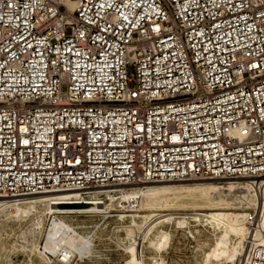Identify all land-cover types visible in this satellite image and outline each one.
<instances>
[{"label": "built area", "instance_id": "2783aa9c", "mask_svg": "<svg viewBox=\"0 0 264 264\" xmlns=\"http://www.w3.org/2000/svg\"><path fill=\"white\" fill-rule=\"evenodd\" d=\"M260 176L264 0H0V198Z\"/></svg>", "mask_w": 264, "mask_h": 264}, {"label": "bare ground", "instance_id": "6f19581e", "mask_svg": "<svg viewBox=\"0 0 264 264\" xmlns=\"http://www.w3.org/2000/svg\"><path fill=\"white\" fill-rule=\"evenodd\" d=\"M245 133V129L240 128L234 132V135L241 140L244 138ZM202 180L226 181L218 185L196 183V181ZM220 186L224 189H220ZM235 189L239 190L238 192L236 191L237 195L233 196L231 194L233 197L228 198V195H230L228 193ZM56 195L53 198H51V195H39L30 199L26 197L25 200L0 198L1 220L14 222L22 214H25V218H32V225L28 232L32 241L27 251L30 264H54V261L49 257L56 258L58 252L62 251L68 257L64 264H70L76 258L80 261L82 258L88 257L91 250V238L83 237L73 229L74 227H79L74 223V220H72V224L69 223L71 220V215L69 214L121 212L120 210L124 208L122 204L132 200L138 201L139 205L138 210L130 215L145 218L156 224H172L179 229L186 228L188 230L190 227L197 225L206 227V231L211 237V243L208 246H206L207 244L205 245L206 250L202 251L198 264H242V260L239 258L244 255L245 240H249L252 237L253 241H256L264 233V176L240 179L218 177L182 181L143 182L126 187V189L119 188L106 191L104 195L105 201L101 207L95 205L96 202L94 201H87L85 205L73 206L74 202L62 200H66L72 195H78L70 193H58ZM51 204H57L55 207L57 215H53L52 221L48 229H46L48 222L47 213L52 209ZM19 205H32V209L25 213L18 207ZM242 206H250L252 210H255L257 230L253 234L248 231V225L245 222L246 213L237 211ZM164 207L179 208L181 212L167 213L160 216L153 213L154 210L159 208L162 210ZM15 208L14 213H11V210ZM190 208H200L206 211L204 213L195 212L192 209L188 211ZM28 212L33 214L29 215ZM117 214L121 215L122 213ZM236 224L239 226L237 227ZM6 229V225L1 224L0 234ZM194 232L197 234L199 231L195 230ZM62 248L65 250H62ZM23 250L25 249L23 248ZM5 263L8 264L9 261Z\"/></svg>", "mask_w": 264, "mask_h": 264}, {"label": "rangeland", "instance_id": "374dc122", "mask_svg": "<svg viewBox=\"0 0 264 264\" xmlns=\"http://www.w3.org/2000/svg\"><path fill=\"white\" fill-rule=\"evenodd\" d=\"M224 181L226 180H202L196 181V183L218 185L219 183H224ZM220 189L224 188L220 186ZM236 191L238 192L239 190L235 189L230 191L228 198L237 195ZM69 193L72 194L71 192ZM30 198L27 197V199ZM16 199L25 200L26 197ZM85 204L87 202L79 201L74 202L73 206ZM18 207L25 213L32 209V205H19ZM160 209L154 210L153 213L160 216L167 213L181 212L179 208L175 207H164L162 210ZM191 209L195 212L202 213L206 211L200 208H190L188 211ZM15 210L16 208L11 210V213H14ZM251 210L252 208L250 206H242L237 211L248 213ZM117 213L122 214L119 215ZM28 214L32 215L33 213L28 212ZM24 215L22 214L14 222L0 219V225L5 224L7 228L6 231L0 234V264H4L6 261H9L8 264H30L28 262L27 251L32 241L28 233L32 225V218H25ZM108 215H114L115 217L104 219L99 215H71L69 223L72 224V220H74V223L79 227L76 231L83 237L91 238V250L88 257L82 258L80 261L76 258L70 264H198L202 251L206 250V246L211 243V237L206 231V227L200 225L190 227L187 230L186 228L179 229L167 223L156 224L142 217L130 214L124 215L123 212H111ZM236 226L238 227L239 225L236 224ZM195 230L199 232L196 234L194 232ZM38 241L40 242L39 239ZM143 250L144 252H142ZM24 252L26 255H24ZM49 258L54 261V264H59L55 257ZM3 261L5 262L2 263Z\"/></svg>", "mask_w": 264, "mask_h": 264}]
</instances>
